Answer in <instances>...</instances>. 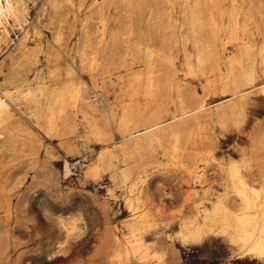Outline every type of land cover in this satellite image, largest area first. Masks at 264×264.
I'll use <instances>...</instances> for the list:
<instances>
[{
	"label": "rangeland",
	"instance_id": "1",
	"mask_svg": "<svg viewBox=\"0 0 264 264\" xmlns=\"http://www.w3.org/2000/svg\"><path fill=\"white\" fill-rule=\"evenodd\" d=\"M69 1L68 24H76L82 34L95 29L98 36L103 29L105 38L111 36L115 42L111 50L104 46L97 48L103 94L95 97L96 111L93 113L100 122L110 121L112 139L110 143H104L101 137L91 135L82 117L78 119V129L74 134L67 138L49 137L33 114L22 105L15 106L21 122L47 147V153L40 150L39 155L49 162L48 168L58 183L57 187L42 185L37 181V173L27 170V158L15 160L14 168L20 180L19 194L23 198L20 202L26 200L27 208L25 211L21 207H18L19 211L17 209L15 239L12 246L7 247L8 255L0 264H264V258L239 256L223 238L210 234L198 242H182L179 233L185 219L210 208L215 195L229 184L226 171L220 172L218 164L227 169L231 161L241 162L246 167L244 173L250 177L249 184L259 187L249 153L243 155L240 151L248 145L247 137L255 126L264 123V93L261 88H253L246 94L243 104L245 122L228 125L226 129H220L216 124L209 125L208 134L214 151L198 163L192 175L195 181L182 182L187 178L177 173L171 178L163 177L155 169L147 168L148 179L141 197H148L152 202L150 210L154 221L146 232L139 235L138 244L128 242L130 229L137 226H131L133 211L124 203L129 196L130 180L125 184L118 179V174L131 163L123 162L122 144L125 139L118 130L124 105L132 102L137 114L146 103L141 95L127 96L126 78L133 73L142 72L144 75L145 53L160 51L168 56L170 65L160 59L156 67L172 73L174 82L185 79L195 88L208 85L203 92L206 106L227 98L220 89L229 72L239 75L254 66L259 86L264 83V0H131L128 19L123 21L130 25L126 31L115 19L122 11L119 0ZM42 2L36 0L31 5L29 23L36 21ZM21 32V29L12 32V47ZM45 33L49 31L45 30ZM76 41L72 36L67 45L69 54L74 53ZM10 51L11 48L4 49L0 61L8 58ZM135 53L137 56L134 58ZM109 54H112L113 68L109 73H103ZM200 62L205 68L204 73L199 69ZM0 76L2 84L3 76ZM79 80L83 97L90 100L91 76L84 73ZM142 85L144 83H140L141 88ZM171 96L174 98L176 94ZM109 106L112 112H109ZM105 150L114 153L113 172L102 168L92 170L99 154ZM65 160L70 169L67 175H64ZM153 160L165 162L161 151L153 155ZM192 191L197 193L193 202L185 201L182 193ZM236 203L235 207L239 204ZM77 214L86 223L82 234L79 233L56 257L48 258L47 251L62 238L57 223ZM104 228L110 230L112 240L101 253L94 255Z\"/></svg>",
	"mask_w": 264,
	"mask_h": 264
},
{
	"label": "bare ground",
	"instance_id": "2",
	"mask_svg": "<svg viewBox=\"0 0 264 264\" xmlns=\"http://www.w3.org/2000/svg\"><path fill=\"white\" fill-rule=\"evenodd\" d=\"M119 1L122 11L115 19L126 31L130 25L123 21L128 19L131 0ZM35 2L36 0H0V54L4 49L11 48L8 58L0 61V75L3 76L0 84V261L7 257V247L15 239L18 207L22 211L27 208L26 200L20 202L22 197L19 194V173L14 168L15 160L19 157L27 158V170L36 172L37 181L42 185L57 187L58 183L48 168L49 162L39 155L40 150L46 154L47 147L21 122L15 106L22 105L33 114L49 137L67 138L74 134L78 129V119L82 117L91 135L101 137L104 143H110L112 139L110 121L100 122L93 113L96 111L95 97L103 94L97 48L104 46L111 50L115 44L113 38H105L103 29L96 36L95 29L93 32L86 30L82 34L76 24H68L69 0H43L36 21L29 23L30 8ZM99 23L101 24L100 21ZM100 24L96 23L97 26ZM16 29H21L22 32L12 47L11 34ZM45 30L49 33H45ZM72 36L77 41L74 53L69 54L67 45ZM136 56L137 53L133 55L134 58ZM111 59L112 54H109L103 73L112 70ZM160 59H164V64L170 65L169 58L164 53L146 52L143 57L146 66L144 75L142 72L133 73L126 78L127 96L132 98L141 95L146 103L137 114L132 102L124 105L118 124L119 133L125 139L122 144L123 162H131L118 174V179L123 183L128 184L126 181L130 180L127 189L129 196H126L124 203L133 211L134 221L131 226L137 225L129 231L130 244H138L139 235L146 232L154 221L150 210L152 202L148 197H141L148 179L147 168L155 169L163 177L171 178L177 173L187 178L182 182L195 181L192 175L198 168V163L214 151L208 134L211 128L209 125L216 124L220 129H226L228 125L242 124L245 122L243 104L246 94L253 88H261L264 93V83L257 85L254 66H250L239 75H231L229 72L223 86H219H222L220 91L227 98L206 106L203 92L208 85L195 88L185 79H176L174 82L172 73L156 67V62ZM262 66L264 75V59ZM199 69L204 73L205 68L201 62ZM84 73L92 78L89 91L91 101L89 97L82 95V83L79 79ZM140 83H144L142 88ZM172 93L176 97L173 98ZM224 102L227 103L216 106ZM212 106L216 108L209 110ZM108 108L112 112V107ZM247 139L248 145L240 152L243 155L249 153L259 187L249 184L250 177L244 173L246 167L241 162L233 160L227 169L218 164L220 172L226 171L229 184L224 185L223 191L215 195L210 208L198 211L182 222L179 231L182 242H198L211 234L225 239L239 256L264 258V123L256 125ZM158 151L162 152L164 163L153 160V155ZM113 155L110 150L103 151L92 170L102 168L113 172ZM69 170V164L65 160L64 175ZM195 195L197 196L195 191L182 193L187 202H193ZM13 199L16 201L13 202ZM236 202L239 204L235 207ZM28 203L30 204L29 201ZM57 224L62 238L47 249L48 258L60 254L86 227L80 214L68 220L61 219ZM111 240L110 230L104 228L99 235L94 255L101 253Z\"/></svg>",
	"mask_w": 264,
	"mask_h": 264
},
{
	"label": "crops",
	"instance_id": "3",
	"mask_svg": "<svg viewBox=\"0 0 264 264\" xmlns=\"http://www.w3.org/2000/svg\"><path fill=\"white\" fill-rule=\"evenodd\" d=\"M174 244H177V242L176 241H172Z\"/></svg>",
	"mask_w": 264,
	"mask_h": 264
}]
</instances>
